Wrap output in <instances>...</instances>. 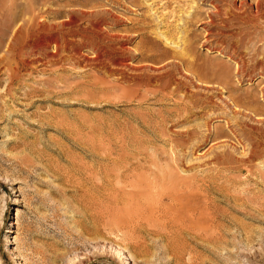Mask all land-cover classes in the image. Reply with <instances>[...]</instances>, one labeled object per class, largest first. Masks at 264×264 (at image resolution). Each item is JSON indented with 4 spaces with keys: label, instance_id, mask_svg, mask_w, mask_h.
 Segmentation results:
<instances>
[{
    "label": "rangeland",
    "instance_id": "374dc122",
    "mask_svg": "<svg viewBox=\"0 0 264 264\" xmlns=\"http://www.w3.org/2000/svg\"><path fill=\"white\" fill-rule=\"evenodd\" d=\"M76 1L0 0V59L8 56L4 63L17 68L11 81L0 65V264H264V152L253 158L251 171L235 163L242 159L239 151L216 149L219 142L215 146L211 140H189L177 150L168 137H154L144 126L152 113L175 109L174 97L163 101L160 89L170 93L178 82V95L185 90L203 93L174 67L187 60L209 84L216 82L221 68L234 66L230 57L243 60L248 75L240 83L231 77L229 84L237 89L235 96L250 94L263 117L264 100L258 91L264 85V63L255 62L264 56V21L250 28L228 16L234 0L216 2L218 15L211 14L214 0ZM53 9L62 15H48ZM83 10L118 17L111 22L104 16L105 31L119 39H104L103 47H126L130 64L147 67L132 72L114 66L102 48L98 59L93 58L92 44L61 28L51 32L60 42L57 50L46 46L49 32L33 31L37 24L58 27L65 13ZM209 14L210 26L205 24ZM80 20L79 28L89 29L86 19ZM27 29L33 31L31 36ZM205 30L211 33L206 42ZM161 35L173 38L177 47L166 44ZM12 46L14 56L7 53ZM181 50L183 60L177 58ZM134 76L152 82L149 90L141 88L137 94L144 98L154 88V99L149 94L141 101L134 98L135 88L122 84ZM166 80L171 81L164 89ZM214 102L219 103L216 98ZM201 118L172 123L166 131L175 143L183 142L185 137L173 139L174 134L195 131L204 124L206 117ZM212 125L224 129L223 119ZM256 127L249 134L252 140H241L245 152L264 139V126ZM172 147L183 156L182 168L172 163ZM223 153L234 162L219 164L215 158ZM154 161L168 165L166 170L176 178L196 177L188 195H194L190 203L202 213L205 234L196 236L197 227L177 233L179 228L168 226L169 234L161 229L154 233L146 225L133 234L126 228L131 190L126 185L149 181ZM136 164L142 168L135 169ZM126 167L131 172L123 179Z\"/></svg>",
    "mask_w": 264,
    "mask_h": 264
},
{
    "label": "bare ground",
    "instance_id": "6f19581e",
    "mask_svg": "<svg viewBox=\"0 0 264 264\" xmlns=\"http://www.w3.org/2000/svg\"><path fill=\"white\" fill-rule=\"evenodd\" d=\"M78 1H80V0H78ZM78 1H76V2H78ZM218 1H223V0H214L211 3V7L213 8V10L211 11L212 15H218L220 13L219 12L220 8L216 4V2H218ZM48 2H51V1H48ZM231 5L232 6L230 7V11L227 13V15L230 17H233V16L237 17L240 20V22L242 23V25H247V26H250V28H251V27H254V25H256L257 23L259 25L260 24L259 22L264 21V17H263V15H264V0H250V3L248 2V0H238V4L234 0V2ZM61 11H59V10L57 11V9H56V11H54V9H53L52 11H49L48 15H54L55 17L56 16L58 17V16L62 15ZM46 12H48V11L45 10V13ZM211 14H209L207 16L208 20L205 23L209 26L212 25ZM65 15H66V17H65L66 19L64 18L63 21L61 20L58 27L48 26L46 24H42V25L37 24L36 28L34 27L33 31L35 30L38 33H40V32L48 33L49 32L48 33L49 36L47 37V41H46V43H47L46 46L49 47V45H52L54 47V49H56V50L61 47L60 42L58 41V38H56L55 36H53V34H51V32H53L54 29L56 30V28H61L62 32L66 31L67 34H69V36L79 37L81 39V41L88 42L89 44H92V46L94 48H96V49H94L95 51H93L94 52L93 58L98 59V57H99V50L98 49L102 48L103 56L105 55L106 57H108V59L110 61H112L114 66L117 65L120 67H125L132 72L140 71L142 69L144 70L145 67H147V64H139V65L130 64L128 62L129 57L127 58V56H126L127 55V53H126L127 51H125L126 47L125 48H123V47L119 48L118 47L116 50H115V48H112L110 45L109 46L106 45L107 47H103L102 42L104 39H107L109 42H113V41L117 42V40L119 39L118 34H116V33L115 34L114 33L109 34L104 29V25H105L104 20H103L104 16L105 15L108 16V18H109L108 20H110L111 22H117V21H119V19L115 15L108 13V12L92 13V12H88V11L85 12L84 10L77 12L76 14H75V12L74 13L68 12V13H65ZM77 16H79L80 19L82 18L81 20L86 19L87 24L89 25V29L83 30V29L79 28L80 26H78L79 24L77 22L80 19H78V21H77V19H76ZM195 16H197V15H195ZM188 20L190 21V20H192V18H189ZM30 29H29V31L27 29L28 36L30 35V33L33 32ZM43 34H41V35H43ZM210 34L211 33L209 30H205V42L208 41V36ZM35 35L39 36L38 34H35ZM64 36L65 35H63V38H64ZM161 36H163V35H161ZM163 39L166 42V44L168 43V44L176 46V47L178 45V43L175 42V40L173 38L169 39L166 36H163ZM27 40H29V38ZM177 40L179 41V39H177ZM239 41L240 40L238 38L237 42H239ZM179 42H181L183 45L186 44V42L183 38H180ZM30 44H31V42H30ZM32 45H34V43ZM36 45H38V44H36ZM104 46H105V44H104ZM232 48L234 49V51H233L234 54H236L237 53L236 52L237 47L234 46ZM13 51H14V48L12 46V47L8 48L7 53L10 55L13 53ZM181 51L182 52H180V54L177 55V58L183 60V58L186 54L184 53V50H181ZM219 53H220L219 55H222L221 51ZM12 56H14V55L12 54ZM11 59H14V57H11ZM229 60L234 63V66L231 69L230 68H221V70H219L216 74V82H214L212 84L203 82V80H202L203 78L201 77V75L195 74V72H194L195 70L193 69L195 64L193 61H192L193 63L191 61H188V60L182 61V64L180 66L174 65L175 68L177 67L179 70H181L180 75L183 77V78L181 77L182 79H185V81L187 83H189L193 88L199 89L200 91H203V93L189 92V91L185 90L184 92H181V94L178 95L177 94L178 91L180 92L179 86H181L180 83H178V82H174V85H175L174 90H172V92L170 91V93L167 92V94H163L164 93V92H162L163 88L160 89L159 91L161 93V97H162L163 101L164 100H172V98L174 97L173 98L174 99L173 105H174L175 109L174 110H168V108H167V110L164 112L166 114V116H164V113L162 114V112H157V113L155 112L156 114L152 113V115L149 117V119L144 121V126L148 130V132L154 137L157 136L158 134H160V136L163 138L168 137L167 140L168 139H170V140H168L167 142L174 145L173 147L174 148L176 147L177 150L179 148L181 149L184 146L183 144L188 143L187 141H189V140L191 142L199 140L200 142H198V144H205L211 140L212 142H214L213 145H215V146L220 144L219 146H217L216 149H218L219 147L232 148L234 151H239V155L242 158L240 160H236L235 163L240 165L241 168H244V169L249 168L251 170L252 169L251 163L253 161V158L258 159V153L264 152V150L261 151L264 148V143H263L264 139H263V141L256 142L252 146L250 143L251 148L246 152L244 151V148L241 144V140H244V139L252 140V138L249 136V134L253 133V131H255V130H258L256 125L264 126V118H263L264 115L262 117L263 113L261 114V110H259L256 107L255 108L253 107V105H252L253 98H252V96H250V94L248 95V93H244L243 96H235V94L233 93V92H236L237 89H234V88L232 89V87L229 84V79L231 77L235 78L237 83H240V82H242V79L248 75V73L246 71V69H247L246 64L244 63L243 60H241V59L238 60V59L233 58V57H230ZM6 61H9L8 56L0 59V65L2 67L1 69H3V71H6V73H8V76H9L8 79L11 80L14 78V75L16 73L17 68H16V70L14 68H11L8 63H6V64L4 63ZM9 63H11V62H9ZM255 63L260 65V66L263 65L264 56H263L262 61H259V62L256 61ZM149 68H150V70H153L155 72L159 71L158 67H156V70L153 68L151 69V67H149ZM149 68H148V70H149ZM140 72H142V71H140ZM116 80H118V79H116ZM168 80H166L164 82V86L167 85V88H168L169 82L171 81V80L170 81H168ZM119 81H120V79H119ZM124 82L127 83V85H131V87L135 88L136 91L134 92L133 96H134V98L140 99V101L143 100L144 98L146 99L147 94H149L152 97V99H154V97H156V93L153 92L154 88L152 91L145 92L147 94L145 95L144 98L142 97V95L137 94L138 89H141V88H143V89L147 88L148 89V87L150 86L149 85V83H150L149 79H146V78L143 79V78L134 76V77H131L129 80L123 81L122 84ZM117 86H118V84H117ZM161 87H163V85ZM165 88H166V86L164 87V89ZM115 90H116V88H115ZM155 91H157V90H155ZM223 91L227 94L226 95L227 97L223 96ZM157 94H158V92H157ZM258 94L260 95L262 100H264V85L262 86V89L260 88V90L258 91ZM215 98L217 99V101H219L218 104L216 102H214ZM213 115H217V116L215 118H212ZM195 116H200V117H202L201 119H203L204 117L209 118V119L205 118L204 124L198 125L197 127L195 126L196 127L195 131L189 130L187 132L185 131L186 132V133L184 132L185 134L182 133L179 135H176L177 133H175L173 139H175V136H176V138H179V140H181L183 137L186 138L183 140V142L181 141L182 144L179 141L177 143H175L174 140H172L171 136L169 135V131L168 130H167L168 132L166 131V129L169 126L167 128H166V126L171 125L172 123L183 124L186 121H188L191 117H195ZM240 117L243 119V121L240 120L241 119ZM152 119L154 120V124L153 123L151 124V122H150ZM222 119L224 121V129H223V126H222V128H220V127H214L212 125V122H214L215 120H222ZM237 119H239V121H237ZM246 120L251 121V123H254L255 126L249 125L246 122ZM160 128L164 129V130H160ZM201 129H204L205 133H202L201 131L199 132V130H201ZM188 144H190V143H188ZM236 145H239L241 148L237 149L235 147ZM173 147L171 148L172 153H173V159H172L173 162L172 163H174L177 168H182L183 167V160L181 158H183V156H181V157L178 156L175 152V149L173 150ZM193 147H195V144ZM180 152H181V150H180ZM194 153H196V152L194 151ZM224 153H225V151H224ZM224 153H223V155L220 154L221 156H217V157L215 156L216 157L215 160L219 164L224 165V166L232 164L234 162L233 158H231L228 153L227 154H224ZM162 159H164V158H162ZM165 161H167V160H165ZM174 164H172L171 166H173ZM149 166H153L152 169L155 168V170L152 171V173L150 174L152 177L151 178L152 180L151 179L150 180L148 179L149 181L139 180L136 183L132 182L131 184L126 185V187L131 189L130 190V196H129L130 200H129V203L127 205L128 207L126 210V218L124 221L126 224V228L127 229L129 228L131 234H133L135 231L137 233L142 232L143 225L152 227L154 229V231H153L154 233L158 232V230H160V229L163 232H167L168 226L179 228V232H177V233H191L190 230L191 229L193 230L194 227H197L196 232L194 233V231H193V233L196 236H200L203 233L205 234L206 229L204 230V229L200 228V225L202 224L201 222L204 221V218L201 216L202 213H201V211H199L196 207H194L190 203V200H191V198L194 197V195L193 196L188 195L189 191L193 190L195 188L193 186V179L196 177H194L192 179H188V178L186 179V177H185V179L184 178H176V176L172 170L171 171L166 170V168L168 169V165H164V167H163L162 165H160V163H158V162L156 163L155 161L150 163ZM127 167L130 168L129 165H127ZM127 167L124 169V171L122 173L123 179H127L129 177L130 172H131V170L128 169ZM133 167L135 169L136 168H142L140 165H137V164L134 165ZM182 172H185V170H183ZM193 176H195V175H193ZM262 178L264 179V177H262ZM194 181L197 182L196 180H194ZM233 210L235 211V209H233Z\"/></svg>",
    "mask_w": 264,
    "mask_h": 264
}]
</instances>
